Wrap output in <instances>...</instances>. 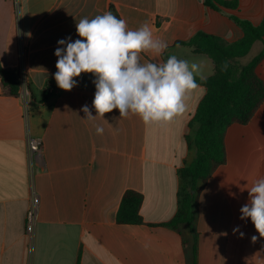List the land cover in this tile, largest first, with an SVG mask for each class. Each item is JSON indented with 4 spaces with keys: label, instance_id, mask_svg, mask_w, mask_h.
<instances>
[{
    "label": "crops",
    "instance_id": "crops-1",
    "mask_svg": "<svg viewBox=\"0 0 264 264\" xmlns=\"http://www.w3.org/2000/svg\"><path fill=\"white\" fill-rule=\"evenodd\" d=\"M237 1L238 10H215L204 0H0V63L22 86L19 96L11 95L0 76V264H264V237L250 218L240 219L248 188L264 177V105L249 124L227 129L226 163L207 183H198L192 231L164 224L187 194L182 172L197 156L189 138L198 125L191 122L206 87L198 83L187 110L171 122L146 125L135 115L119 120L118 110L105 114L107 122L86 121L82 106L97 114L94 74L75 78L71 91L54 79L58 41L80 39L81 18L112 9L130 29L147 22L154 36L168 42L160 57L145 54L144 61L165 62L175 55L190 64L203 62L209 78L216 73L209 56L178 42L200 32L240 41L243 30L231 16L258 25L264 0ZM263 48L256 42L240 63L247 65ZM257 72L264 81V61ZM30 138L44 143L40 166L31 165ZM128 191L143 196L142 224L117 222ZM33 198L38 218L30 234Z\"/></svg>",
    "mask_w": 264,
    "mask_h": 264
},
{
    "label": "clouds",
    "instance_id": "clouds-1",
    "mask_svg": "<svg viewBox=\"0 0 264 264\" xmlns=\"http://www.w3.org/2000/svg\"><path fill=\"white\" fill-rule=\"evenodd\" d=\"M80 39H61L55 50L58 58L54 79L64 91H71L77 84L75 78L82 73L94 74L95 94L92 107L80 111L84 120L104 119L106 113L119 111V120L132 115L144 124L171 122L187 110L186 100L200 87L197 77L206 80L203 62L189 63L170 55L165 62H146L143 55L160 57L168 48V42L154 36L147 22L130 29L127 21L105 12L94 18H81L76 23ZM227 62L221 66L227 70ZM107 122V121H106ZM96 134L104 128L95 126ZM235 197V194H232ZM248 202L240 208V219H251L256 231L264 237V177L248 188ZM239 232V227L233 229ZM244 233L240 232L243 237ZM256 236L252 237L255 241Z\"/></svg>",
    "mask_w": 264,
    "mask_h": 264
},
{
    "label": "trees",
    "instance_id": "trees-1",
    "mask_svg": "<svg viewBox=\"0 0 264 264\" xmlns=\"http://www.w3.org/2000/svg\"><path fill=\"white\" fill-rule=\"evenodd\" d=\"M204 3L215 10L239 9L237 0H204ZM112 14L119 18L114 9ZM231 17L244 33L238 42H227L202 32L188 42H178L193 48L196 53L209 56L216 66V73L204 81L197 78V83L204 85L207 93L191 122V126L198 125L195 138H189V146L196 149L197 156L182 172L185 184L190 181V191L187 192L181 209L165 226L176 229L186 226L195 230L198 193L202 189L198 183H207L216 168L226 163L227 129L233 124H249L260 106L264 105V81L257 72V67L264 61V48L247 65L240 63V59L249 54L256 42L264 44V18L258 25H254L250 20L235 14ZM225 62L228 67L226 71H222L221 66ZM0 76L3 89L11 95L19 96L22 90L20 81L4 69L1 63ZM142 203L143 196L140 193L126 192L117 212V222L124 225L142 224ZM192 264L197 263L194 261Z\"/></svg>",
    "mask_w": 264,
    "mask_h": 264
},
{
    "label": "built area",
    "instance_id": "built-area-1",
    "mask_svg": "<svg viewBox=\"0 0 264 264\" xmlns=\"http://www.w3.org/2000/svg\"><path fill=\"white\" fill-rule=\"evenodd\" d=\"M44 143L41 139L30 138L29 157L31 165L40 166L43 162ZM38 218V200L33 198L27 212V231L32 234Z\"/></svg>",
    "mask_w": 264,
    "mask_h": 264
},
{
    "label": "rangeland",
    "instance_id": "rangeland-1",
    "mask_svg": "<svg viewBox=\"0 0 264 264\" xmlns=\"http://www.w3.org/2000/svg\"><path fill=\"white\" fill-rule=\"evenodd\" d=\"M185 185H186L187 192H189L190 191V181H188ZM192 193H194V192H192Z\"/></svg>",
    "mask_w": 264,
    "mask_h": 264
}]
</instances>
